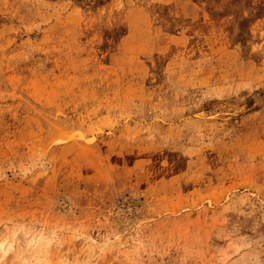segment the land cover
<instances>
[{
  "label": "rangeland",
  "instance_id": "rangeland-1",
  "mask_svg": "<svg viewBox=\"0 0 264 264\" xmlns=\"http://www.w3.org/2000/svg\"><path fill=\"white\" fill-rule=\"evenodd\" d=\"M4 239L0 264H264V0H0Z\"/></svg>",
  "mask_w": 264,
  "mask_h": 264
},
{
  "label": "bare ground",
  "instance_id": "bare-ground-1",
  "mask_svg": "<svg viewBox=\"0 0 264 264\" xmlns=\"http://www.w3.org/2000/svg\"><path fill=\"white\" fill-rule=\"evenodd\" d=\"M41 237H39L38 239H37V237H33V238H31V240H30V242L31 243H33V242H37V240H39ZM46 240V239H45ZM21 244H23V243H21ZM13 250V244L11 243V244H7L6 245V241H5V239L3 240V241H1L0 242V251H1V255H0V262H1V260L4 258V257H7V255L11 252ZM24 252V249L21 247L20 248V251H19V253H23ZM17 257H18V255H17ZM20 258V257H19ZM18 258V259H19ZM20 261H22V260H20ZM17 264V263H16Z\"/></svg>",
  "mask_w": 264,
  "mask_h": 264
}]
</instances>
